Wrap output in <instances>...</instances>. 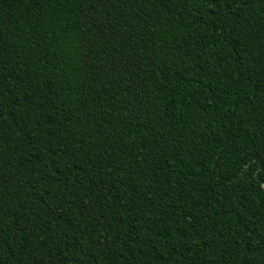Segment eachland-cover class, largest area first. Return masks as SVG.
<instances>
[{
	"label": "trees",
	"instance_id": "obj_1",
	"mask_svg": "<svg viewBox=\"0 0 264 264\" xmlns=\"http://www.w3.org/2000/svg\"><path fill=\"white\" fill-rule=\"evenodd\" d=\"M264 0H0V264H264Z\"/></svg>",
	"mask_w": 264,
	"mask_h": 264
},
{
	"label": "water",
	"instance_id": "obj_2",
	"mask_svg": "<svg viewBox=\"0 0 264 264\" xmlns=\"http://www.w3.org/2000/svg\"><path fill=\"white\" fill-rule=\"evenodd\" d=\"M263 188H264V184H263Z\"/></svg>",
	"mask_w": 264,
	"mask_h": 264
}]
</instances>
